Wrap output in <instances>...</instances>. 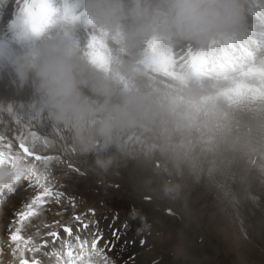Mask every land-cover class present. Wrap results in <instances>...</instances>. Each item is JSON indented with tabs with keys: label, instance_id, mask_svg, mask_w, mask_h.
Segmentation results:
<instances>
[{
	"label": "rangeland",
	"instance_id": "1",
	"mask_svg": "<svg viewBox=\"0 0 264 264\" xmlns=\"http://www.w3.org/2000/svg\"><path fill=\"white\" fill-rule=\"evenodd\" d=\"M8 3L5 13L15 7V3ZM260 11L249 13L259 21L264 19ZM253 35L216 49V56L224 60L233 46L244 45L253 52V60L242 57L241 64L235 66L229 60L226 69L218 67L211 80L235 77L253 61L258 64L264 45L262 41L257 43ZM257 44L260 46L256 47ZM191 52L181 49L179 56L184 58ZM200 74L195 71L188 77L192 79ZM168 87L181 91L172 84ZM256 87L259 89L257 84ZM202 95L200 103L208 109L211 99L224 100L226 107L229 103L231 108L229 105L228 108L234 112L224 111L223 107L219 110L224 119L229 114L232 131L238 136L243 126L236 119L238 113L232 105L237 96L235 90L222 87ZM32 99L0 94V142L10 143L14 151L31 137L59 139L47 121L37 117L29 122L25 113ZM203 122L200 121L197 131H192L191 127L183 129L162 120L153 131L133 136L128 141L127 154L106 174L96 170L90 158L75 157L70 141L65 145L67 152L43 153L55 159L50 165H38L37 171L50 176L63 197L59 203L50 200L25 224L22 234L33 236L37 242L38 264L53 256L49 244L53 236L44 233L57 231L63 242L65 225L72 228L69 238L82 231H94L107 254L117 250L120 262L124 258L121 264H160L163 259L166 264H264V150L248 152L237 141L241 147H233L226 143L234 142L225 134L204 131ZM245 130L249 136L256 135L251 126ZM164 186H178L177 197L164 198L160 191ZM39 191L33 183L27 188L17 183L11 191L1 190L2 264L14 259L9 231ZM32 256L25 254L27 259Z\"/></svg>",
	"mask_w": 264,
	"mask_h": 264
},
{
	"label": "clouds",
	"instance_id": "2",
	"mask_svg": "<svg viewBox=\"0 0 264 264\" xmlns=\"http://www.w3.org/2000/svg\"><path fill=\"white\" fill-rule=\"evenodd\" d=\"M21 15L35 38L15 48L0 41V68L10 67L20 87L31 84L29 122L39 117L59 135L24 143L44 155L67 152L70 141L75 157L90 158L106 174L127 154L128 141L153 131L168 112L162 96L141 86L150 63L173 48L223 49L245 39L249 0H24ZM82 23L91 34L87 45L79 39ZM216 88L191 79L193 95ZM248 144L264 149V127ZM17 156L0 164V188L19 183L36 164ZM160 191L175 199L178 186Z\"/></svg>",
	"mask_w": 264,
	"mask_h": 264
},
{
	"label": "bare ground",
	"instance_id": "3",
	"mask_svg": "<svg viewBox=\"0 0 264 264\" xmlns=\"http://www.w3.org/2000/svg\"><path fill=\"white\" fill-rule=\"evenodd\" d=\"M3 1L6 0H0V19H3V21L6 20V18L9 17V14L14 10H18L19 11L18 13L20 15L22 14V7H23L22 4L24 3V0H8L10 3H15V7L9 9L7 13H5V10L10 6V4L8 3V1H6L3 5ZM259 1L261 2V4L258 3L256 8L261 10L260 13H262L264 17V13H263L264 0H259ZM249 3H256V0H249ZM259 21L253 18L249 13L247 34L249 36H252V33H254L253 36L255 37L257 43L258 41H262V45H264V19L263 18L259 19ZM85 28H87V24L82 23L79 27V39L85 45H87L91 34L89 33L88 29L84 32L83 29ZM7 29H8V37L5 35V30H1L0 41L6 42L8 45H10L13 48L22 45L23 42L24 44L31 42L35 38L33 37V35H31V32L23 25V23L21 26L15 28L8 27ZM247 45H249V43H247ZM258 45L259 44L255 46L257 47ZM181 49L191 50L193 51L191 52L192 54L194 55L198 54L200 57L207 58L206 64L207 63L210 64L207 66V68L209 67L208 72L205 69L203 70V72L200 71L199 69L193 70L190 68L189 64H186V62L184 61H180L178 65L179 70L177 73H173L169 70L166 73H162L163 69L161 68L160 65L169 68L171 66L170 62L172 61V55H175L180 59H182L179 56V51ZM214 50L215 49L197 51V50L189 49L187 47H177L171 49L170 51L164 52L162 53L164 58H161L159 55V57H157L154 62L150 63L146 75L142 78L141 86L146 90L153 91L158 95L162 96V98L165 101L166 107L168 109V112L163 120L166 121L168 124L178 125V127L183 129L187 127H191L192 131H197L200 121H204L203 122L204 131H208V132L219 131V133H222L221 136L225 134L227 138L230 139V141L234 142V143H229V142L226 143L233 147L239 148L241 147V145L246 146L250 150L248 152L264 150L258 147H251L248 144L249 134L245 130L246 127L251 126L252 132L254 133L256 132V135H258L260 129L264 127V93L259 89H257L256 83H254L253 79L251 78V76L255 71V66L254 65H250L249 67L246 66L245 71H241L243 73L240 72V74H237L235 77H230L229 79L225 77H219L211 80L212 78L211 73L214 74V72H216L218 67H221V69L222 68L226 69V63L223 60L217 59L216 63H213V58L215 55L213 53L210 54V52ZM247 58L252 59L251 55H249V57ZM195 71H200L201 74L197 75L198 77H202V79L204 80L208 79L209 81L214 82L217 85V88L219 89H221L222 87H227V89L235 90L237 96L236 98L234 96L235 100L232 102V105L234 107V110L238 113V114L236 113L237 115H235L236 119L240 121L239 123L243 126L242 127L243 130H241L242 132L239 133L238 136H235L236 134H234L233 132L234 130L232 131L231 121L229 120V114L224 119L222 111L219 110L221 107H223L224 111L229 110V112L231 113L234 112L230 109L231 106L229 105V103L228 105L230 106V108H228V105L227 107L225 106L224 100L213 101L211 99L210 102L208 103L206 102L209 107L208 109L204 107L205 105L203 106L200 103V100L203 96L202 94L199 95L192 94L191 81L184 82L183 80H181L180 76H189L191 72H195ZM226 74H228V72ZM171 84L179 88L181 91H174L172 88H169L168 85ZM0 94L16 95L18 97L20 96L25 99L31 100V98H33V88L31 84H26L23 87H20L12 69L8 66H4L3 68H0ZM218 103H220V106L218 105ZM235 141L239 142L241 145L240 144L238 145L237 143H235ZM2 230L3 229H0V232ZM94 233H95L94 231L91 232L82 231L81 235L85 234L86 238L81 236L80 240L76 242V245L70 244L66 248L65 251H66L67 259L62 257L61 250L59 249L55 251L56 253L55 255L49 256L47 259H45L44 264H67L66 260H68L70 264H75L76 260H83L84 264H121L124 258L120 262L119 258L117 257L118 254L117 250H113L112 254L109 255L108 257L105 256L104 253L102 252L101 245H100L101 248L100 249L98 246L94 245L93 242H91V241H95L96 239H99L98 235ZM62 234L63 236L67 237L65 231ZM56 244L57 243L53 245ZM74 247L78 248L77 252H75ZM94 258H96L95 261H93ZM165 261L166 260L163 259L162 263L160 264H166ZM167 261L170 262L168 259Z\"/></svg>",
	"mask_w": 264,
	"mask_h": 264
},
{
	"label": "snow or ice",
	"instance_id": "4",
	"mask_svg": "<svg viewBox=\"0 0 264 264\" xmlns=\"http://www.w3.org/2000/svg\"><path fill=\"white\" fill-rule=\"evenodd\" d=\"M18 152H22L25 158L36 162L35 166L28 171V174L22 180L34 183L39 187L40 191L29 209L19 214L16 226L9 231L8 239L11 241L10 248L11 254L14 258V264H38V261L35 258V253L38 250L37 242H35L33 236L25 237L22 234L25 224L32 218L36 217L39 214V209L49 203L50 200H57L59 203L63 196L58 190H56V186L52 183L50 176H42L37 171L38 165H50L55 159L54 157L42 155L41 153L30 150L26 143L18 144L17 150L14 151L10 143L4 144L3 142H0V164L14 162L18 158ZM69 167H71V165H69ZM76 218L77 220L79 219V217ZM56 223L59 222L57 221ZM64 231L70 234L72 229L65 225ZM37 235H39V232H37ZM48 235L57 238L59 237L58 232L50 231L48 232ZM43 243H46V241H43ZM26 253H32V258H25ZM75 264H84V262L83 260H76Z\"/></svg>",
	"mask_w": 264,
	"mask_h": 264
}]
</instances>
